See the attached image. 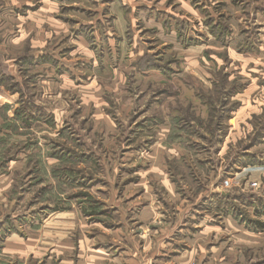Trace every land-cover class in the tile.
<instances>
[{"label":"rangeland","instance_id":"1","mask_svg":"<svg viewBox=\"0 0 264 264\" xmlns=\"http://www.w3.org/2000/svg\"><path fill=\"white\" fill-rule=\"evenodd\" d=\"M254 206L264 0H0V264H264Z\"/></svg>","mask_w":264,"mask_h":264},{"label":"crops","instance_id":"2","mask_svg":"<svg viewBox=\"0 0 264 264\" xmlns=\"http://www.w3.org/2000/svg\"><path fill=\"white\" fill-rule=\"evenodd\" d=\"M12 1L18 3L19 0H12ZM116 18H117V20H119V17H116ZM125 23L126 22L123 21V23L121 25H119L118 31L122 32L124 30ZM122 27H123V29H122ZM121 29H122V31H121ZM109 34L111 35V33H107V31H106L105 36H109ZM107 41H110V40L107 39ZM78 243L79 244H78L77 257H79V258H78V261L76 264H81V263L82 264H99V262H101L100 259L102 256L100 257V255L97 254L98 250L91 251L92 253L91 254L89 253L90 257H88V260H86V256L83 257V255H82V254H84L83 251H84L85 245L81 242H78ZM2 246H3L2 247L3 255L9 254L7 256H11L15 260H18V262H19L18 264H24L25 260H27L29 258L35 259L38 255L37 247H36L37 245H31L30 239L27 240L26 243L20 242L19 238L15 234H11L10 236H8L6 238V240L3 242ZM71 246H72V244L69 242L66 243V245L61 246L62 252L60 253V255L62 256V259L60 260L59 264H68L66 258L68 257V255L71 252V249H72ZM48 258L50 259L51 257H48ZM79 259H84V260H83V262H81V260H79Z\"/></svg>","mask_w":264,"mask_h":264},{"label":"trees","instance_id":"3","mask_svg":"<svg viewBox=\"0 0 264 264\" xmlns=\"http://www.w3.org/2000/svg\"><path fill=\"white\" fill-rule=\"evenodd\" d=\"M248 158H250V156H248ZM228 173H229V171H227V174ZM220 199H221V201H219V203L224 201V203L227 204L230 207V206H234L233 205L234 203H232L231 201H241L242 197H241V195L240 196H237V195L231 196V194H228V195H226L224 197H220ZM254 212H255L256 216L264 215V211L263 210L259 211L258 209H256L255 206H254ZM233 217H235V219H237L239 221V223H241V224L245 222L246 224L250 225L251 228H252L251 230H253L255 232L256 231H261V230L264 229V224L259 222V221H257V220L254 221V220H251V219H246L245 217L242 218V217H240L239 214L238 215L237 214L234 215V213H233Z\"/></svg>","mask_w":264,"mask_h":264},{"label":"built area","instance_id":"4","mask_svg":"<svg viewBox=\"0 0 264 264\" xmlns=\"http://www.w3.org/2000/svg\"><path fill=\"white\" fill-rule=\"evenodd\" d=\"M222 185H223V187L228 188L230 183L228 180H225V181H223Z\"/></svg>","mask_w":264,"mask_h":264}]
</instances>
